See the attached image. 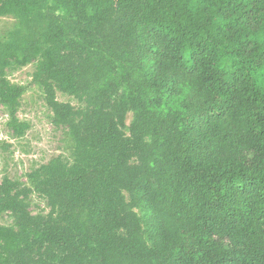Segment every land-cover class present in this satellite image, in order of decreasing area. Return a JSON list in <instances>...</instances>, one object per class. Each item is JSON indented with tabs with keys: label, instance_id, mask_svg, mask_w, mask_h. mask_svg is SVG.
<instances>
[{
	"label": "trees",
	"instance_id": "16d2710c",
	"mask_svg": "<svg viewBox=\"0 0 264 264\" xmlns=\"http://www.w3.org/2000/svg\"><path fill=\"white\" fill-rule=\"evenodd\" d=\"M6 17L8 127L27 129L5 72L34 64L73 153L1 181L0 264H264V0H0Z\"/></svg>",
	"mask_w": 264,
	"mask_h": 264
},
{
	"label": "rangeland",
	"instance_id": "374dc122",
	"mask_svg": "<svg viewBox=\"0 0 264 264\" xmlns=\"http://www.w3.org/2000/svg\"><path fill=\"white\" fill-rule=\"evenodd\" d=\"M15 26L16 22L12 18H0V42ZM33 73L34 64L22 68L12 65L5 72L7 82L21 90L15 117L18 122L27 125L23 136L13 135L8 127L9 113L0 105V183L8 178L21 188H31L27 175L33 170L58 157L71 162L73 153V143L67 129L52 123V113L44 102L41 87L33 82ZM56 98L60 103L81 106L76 100L60 92H56ZM175 105V100H166L165 108ZM130 120L131 114L127 117V123ZM27 203L32 215L45 216L49 212L46 201L35 192L29 195ZM135 212L141 219L148 238L147 214L142 209ZM13 225L10 214H0V227L13 228Z\"/></svg>",
	"mask_w": 264,
	"mask_h": 264
}]
</instances>
